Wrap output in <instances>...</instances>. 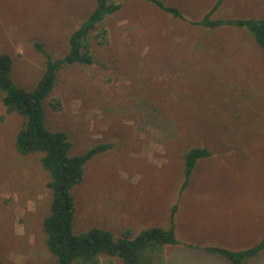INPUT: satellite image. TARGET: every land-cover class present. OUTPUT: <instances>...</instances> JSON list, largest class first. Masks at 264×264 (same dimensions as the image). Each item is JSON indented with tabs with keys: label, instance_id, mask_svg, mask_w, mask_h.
Listing matches in <instances>:
<instances>
[{
	"label": "rangeland",
	"instance_id": "obj_1",
	"mask_svg": "<svg viewBox=\"0 0 264 264\" xmlns=\"http://www.w3.org/2000/svg\"><path fill=\"white\" fill-rule=\"evenodd\" d=\"M114 1L120 9L104 19L108 44L91 35L94 62L61 69L43 103L46 126L68 134L72 155L110 145L71 190L73 233L103 227L119 238L125 228L135 236L168 227L176 204L180 243L165 247L164 264H234L203 247L240 251L264 238V55L244 28L190 24L215 0H159L185 19L151 0ZM94 8L95 0H0V53L12 58L14 83L33 89L46 65L36 44L63 57ZM212 17H264V0H224ZM0 113V260L54 264L42 224L52 200L43 153L21 154L23 117L6 114L1 101ZM193 146L211 155L181 191ZM240 264H264V249Z\"/></svg>",
	"mask_w": 264,
	"mask_h": 264
},
{
	"label": "trees",
	"instance_id": "obj_2",
	"mask_svg": "<svg viewBox=\"0 0 264 264\" xmlns=\"http://www.w3.org/2000/svg\"><path fill=\"white\" fill-rule=\"evenodd\" d=\"M151 1L165 13L185 19L178 8L166 6L159 0ZM223 1L215 0L200 20L190 21V24L206 29L221 26L244 28L264 55V17L213 18L212 15ZM119 9L120 3L114 0H95L94 10L71 33L68 52L61 58H52L40 44H36V48L46 57V65L42 76L31 90L14 83L10 75L12 58L8 54L0 53V101L5 106L6 114L17 112L23 117L22 126L15 136V146L25 155L42 152V166L51 176L47 183L52 192L50 212L44 217L42 224L46 234V246L56 259L54 264H101L102 261L111 263L113 258L120 260L122 264H164L165 247L179 243L175 231V214L178 208L176 204L170 209L168 227L151 226L135 236L130 228H126L119 238H115L110 230L103 227H91L82 234H74L72 230L75 206L71 190L83 181L89 160L95 154L107 150L110 145L95 144L82 153L72 155L68 134L46 126L43 103L51 96L61 69L94 62L90 36L100 46L107 45L109 37L104 27V19ZM50 105L54 109H60L58 100L50 102ZM4 120L5 114L0 113V123ZM210 155L207 147L193 146L186 150L181 191L187 186L197 161ZM203 249L220 254L234 264H240L245 258L264 249V238L256 245L240 251L219 246H206ZM0 264L5 263L0 260Z\"/></svg>",
	"mask_w": 264,
	"mask_h": 264
},
{
	"label": "crops",
	"instance_id": "obj_3",
	"mask_svg": "<svg viewBox=\"0 0 264 264\" xmlns=\"http://www.w3.org/2000/svg\"><path fill=\"white\" fill-rule=\"evenodd\" d=\"M177 214H178V208H177V211H176V214H175V218H176V215H177ZM125 229H126V228H125ZM125 229H124V230H125ZM122 232H123V230H122ZM178 241H179V240H178ZM179 243H180V242H179ZM179 243H178V244H179ZM178 244H176V245H178ZM190 247H192V246H190Z\"/></svg>",
	"mask_w": 264,
	"mask_h": 264
}]
</instances>
